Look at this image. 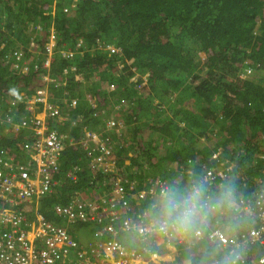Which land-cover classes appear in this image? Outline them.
Wrapping results in <instances>:
<instances>
[{"label":"trees","instance_id":"16d2710c","mask_svg":"<svg viewBox=\"0 0 264 264\" xmlns=\"http://www.w3.org/2000/svg\"><path fill=\"white\" fill-rule=\"evenodd\" d=\"M51 33L55 43L49 50ZM29 45L35 48L24 61L21 50ZM66 49L69 54L63 56ZM247 67L251 74L240 78ZM45 74L53 78L48 94L58 103L61 123L49 119V127L67 139L78 140L87 127L100 131L109 119L123 121L126 134L101 133L115 141L108 158L118 171L147 164L168 184L210 171L213 190L225 179L243 194L264 188V0H0V116L4 109L11 119H0V162L3 153L17 161L26 155L20 146L30 142L25 138L33 131L21 125L11 137L16 129L6 127L12 121L21 124L15 107L23 118L31 114V122L36 120L22 103L39 106L38 117L44 116L39 89L46 87ZM81 149L74 142L64 147L60 190L38 199L46 218L59 224L50 207L76 189L87 197L94 188ZM74 166L79 167L76 182L66 175ZM125 184L121 178L120 185ZM18 203L8 204L0 192V208L20 211ZM219 220L223 228L226 221ZM148 234L151 250L162 246L155 243L159 234ZM195 248L198 258L203 248ZM179 254L177 264H184L186 249Z\"/></svg>","mask_w":264,"mask_h":264},{"label":"clouds","instance_id":"9594fccd","mask_svg":"<svg viewBox=\"0 0 264 264\" xmlns=\"http://www.w3.org/2000/svg\"><path fill=\"white\" fill-rule=\"evenodd\" d=\"M55 3L54 1V4H52L53 11L55 10ZM34 48V45L22 48L21 53L23 58L21 57V59L26 61L25 56L30 51H33ZM44 56V65L48 66L50 59H48V55L45 54ZM248 69L250 68H245L238 76L240 78L249 76L251 69L247 72ZM42 78L46 87L39 89V94L42 96L43 100L41 102L46 108L44 116L38 117L39 114L43 113L42 108L39 106L22 103L24 105V112L28 113L32 109V116L37 117L36 120L31 122V114H27L23 118V111H18L15 107L12 108V111L20 113L21 124L18 121H12L11 126L8 124L6 127L16 129L12 132L10 131V135L15 131L16 133L21 132V130H17L21 128V125L27 127L28 131H33L31 135H25V140L30 137L31 143L27 142L23 146H20V149L24 150L26 155L21 156L22 160L20 161L13 160L12 156L11 158L5 153H1L2 158L15 166L19 164L27 165L29 161L32 166L35 165L34 157H36V151L33 149L34 143L36 140L44 138L49 132L54 131L61 139L62 149L56 155V168L51 172L50 190L54 193L60 190L61 179L57 178L59 168L61 167L60 155L64 147L70 142L77 143L82 148L81 150L85 151L88 167L93 174L88 183L93 185L94 188L90 189V194L87 197H85L84 191L76 189L68 195L64 203H56L50 207L52 212L61 218V224L47 219L46 215L41 212L38 199L42 196H47L44 192L42 194L37 193L19 202L20 212L26 217V222L28 221L27 223H29V227H27L28 237V228L31 229L33 227L32 232H34L38 219L43 218L56 228L64 229L66 233L73 226L77 228V225L93 224V233L100 237L97 240L83 243L79 237V231L76 236L72 233H67L77 244V247L70 249V251L77 250L82 252L83 256L92 264H108L110 261H116L114 257L108 254L110 249L107 247V243L113 241L124 247L126 252L135 253H133V260L131 261L139 260L147 262V264H154L155 260L151 259L150 256H148L149 260H145L142 256L146 250L153 252L149 248L147 238L148 233L152 234V232L161 235L166 242L173 243L175 246H185L187 258L184 264H264V232L262 231V227L264 226V210L258 212L254 203L257 197L261 193H264V188L248 191L246 194H243L242 192H237L234 184L225 179L213 190L207 173L205 176L194 174L187 183H170L162 186L147 209L148 219L142 221L139 218L141 217L140 214L137 213L138 217H134L136 215L131 210L133 206L132 201L135 202V197L139 194V190L137 191L138 193H134L128 200H117L118 195L130 193L134 189V184L120 185L121 177L119 176L120 173L116 164H109L108 155L114 148L115 141L111 140L108 135L103 137L101 133L103 130L118 131L109 127L114 125L115 120H107L105 127L100 131L87 127L88 129L84 130L78 140H72V137L67 139V135L64 132H60L55 127H49V119L57 122L58 103L52 102L48 94V83L52 82L53 78H50L46 74ZM18 98L23 97L16 96V99ZM33 99L34 95L29 96V102L32 103ZM48 106L55 108L57 113L52 115ZM7 110L10 109L7 108ZM3 111L5 116H0V119H4L6 122L10 121L11 119L7 111L4 109ZM62 118L64 121H68L70 125L75 124L74 119L70 118L69 115H64ZM24 119H27L28 122ZM116 123L119 124L118 121ZM117 124L116 128H122L121 125ZM35 133L39 135L38 139ZM11 137L13 136L11 135ZM145 165L147 166V164ZM115 169L118 174L115 173ZM78 170L79 167H72V171H67V177L72 178L76 182ZM97 171L102 172L104 176L97 177L95 174ZM72 174L74 177H72ZM153 174L159 178L162 177L160 173ZM162 180L165 181V179ZM154 185L155 183H151L147 189H142V191L146 195L151 196L155 191ZM143 192L142 194L144 195ZM253 194H256L254 200L251 198ZM79 206H81V211ZM56 207L68 209L78 215L82 213L80 218L72 221L64 215V212L59 213ZM9 213H15L9 206L0 208V235L3 232H8V223L2 220L1 217ZM29 215L31 216L30 218ZM220 218H224L226 221L223 228L217 224V222L220 223ZM124 221H127V225L124 224ZM108 226H111L112 230H109ZM139 227L143 228L140 229L142 232L138 230ZM123 230L134 233V237L131 232L128 236L134 238L135 244L120 237ZM252 231L260 232V236L258 233L255 238L252 235ZM30 236L31 238L29 239H32L33 233ZM195 245L203 248L198 258H196L193 252ZM204 247H207V249H204ZM105 252L108 254L107 256H104ZM155 253L153 252L152 255L155 256Z\"/></svg>","mask_w":264,"mask_h":264},{"label":"built area","instance_id":"2783aa9c","mask_svg":"<svg viewBox=\"0 0 264 264\" xmlns=\"http://www.w3.org/2000/svg\"><path fill=\"white\" fill-rule=\"evenodd\" d=\"M17 57H20V55ZM249 71L250 69L247 70V72ZM48 108L52 115L57 113L55 108L51 106H48ZM34 144L33 149L36 151L35 165L32 166L29 161L27 165L19 164L15 166L9 164L3 158L0 163V171L4 174L5 180H10L25 188L24 192H16L13 195L19 202L37 193L42 194L50 190L51 172L56 168V155L62 149L61 139L54 131L49 132L44 138L36 140ZM207 174L208 176L211 175L210 171ZM11 189L12 186L8 184L4 188L5 191ZM260 195H264V193ZM260 195L254 203L259 205L260 209H264ZM18 205L19 203L16 205L17 208ZM56 209L59 213L64 212V215L72 221L80 218L82 213L78 215L68 209L60 207H56ZM79 209L81 211V206H79ZM1 218L8 223V232H3L0 235V264H92L83 256L82 252L70 251V249H75L77 244L67 235L64 229L56 228L43 218L38 219L32 239H29L27 235L29 223L26 222V217L20 211L18 214L9 213ZM124 224L127 225V221H124ZM108 229L112 230V227L108 226ZM140 229L143 228L139 227L138 230L140 231ZM262 231L264 232V226ZM258 233L260 236V232L252 231L255 238ZM107 247L110 249L108 254L116 259V261H110L108 264H128L133 260L134 252H126L119 243L115 241L108 242ZM108 254L105 252L104 256ZM130 264H147V262L136 260L131 261Z\"/></svg>","mask_w":264,"mask_h":264},{"label":"crops","instance_id":"0c3cea01","mask_svg":"<svg viewBox=\"0 0 264 264\" xmlns=\"http://www.w3.org/2000/svg\"><path fill=\"white\" fill-rule=\"evenodd\" d=\"M94 98V97H92ZM91 98V100H92ZM128 163V161L126 162ZM109 164L110 165H115V163H113L112 161H110L109 159ZM112 169V166H111ZM120 173V177L123 179V182H125L126 184H134V189L138 191L139 190V194L135 197V202L132 201V207L131 210H133L137 217L138 214H140L141 220L142 221H146L148 219V207L149 205L152 203L155 195L157 194L158 190L164 186L167 185L168 183L164 180H162L161 178H159L158 176L154 175L151 171H148V167L144 164L141 168H138L136 166H130L128 169H123L121 168L119 170ZM117 176V175H116ZM151 183H155L154 188V194L149 196L146 195L142 189H147L148 186ZM142 192L144 193V195L142 194ZM147 202V204L145 205V202ZM138 213V214H137ZM31 216L29 215V218ZM33 228V227H32ZM32 228L29 229L28 228V232H29V238H31L30 235H32ZM77 229V230H76ZM71 233H78V231L80 232L79 235H82V242L83 243H88L89 241H94L95 239H99L100 237H98L94 232V225L93 224H87V225H77V228H75V226H73L71 228ZM130 232L128 231H124L121 232L120 237L127 240L128 242L135 244V240L133 237H129L128 234ZM155 243L156 245H162L159 248H154L152 251L155 253L153 256L151 251L146 250L145 253L142 254L143 258L145 260H149L148 256L151 257V259H154V264H177V261L179 259V253L182 249H184L185 246H175L173 245V243H169L166 242V240L164 238H162V236H156L155 239ZM194 247L195 250L197 249V247H201V246H197L195 245ZM185 262V261H184Z\"/></svg>","mask_w":264,"mask_h":264},{"label":"bare ground","instance_id":"6f19581e","mask_svg":"<svg viewBox=\"0 0 264 264\" xmlns=\"http://www.w3.org/2000/svg\"><path fill=\"white\" fill-rule=\"evenodd\" d=\"M63 52V56H65V54H69V50L66 49L65 51H62ZM41 96H39V100L41 101ZM1 163V162H0ZM0 173H2L0 171ZM10 185L12 186V189L10 191H5L4 188L6 185ZM0 190H1V196H3V198L5 199V201L10 204V203H14L15 201L17 202L18 199H16L15 197H13V195L16 193V192H24L25 191V188L24 187H21V186H18L16 185L15 183L11 182L10 180H5L4 178V174H0ZM10 207V206H9ZM15 213H19V210L15 209L14 207H10ZM21 213V212H20ZM68 234H70L71 232L70 231H67ZM131 261L128 263L130 264Z\"/></svg>","mask_w":264,"mask_h":264},{"label":"rangeland","instance_id":"374dc122","mask_svg":"<svg viewBox=\"0 0 264 264\" xmlns=\"http://www.w3.org/2000/svg\"><path fill=\"white\" fill-rule=\"evenodd\" d=\"M36 32H37V30H36ZM39 35V34H38ZM49 47H48V49L49 50H51L52 48H53V45H54V43H55V39H54V36L52 35V33H51V35H50V37H49ZM91 100V99H90ZM92 104L94 105L95 104V99L94 98H92ZM118 121V123L119 124H117L116 122ZM57 124H59V126L61 125V123L60 122H57ZM116 124L117 125H121L122 126V128H119V127H117L116 128ZM110 128H114V129H117L118 131H123L122 133H124V134H126L127 133V130L125 129V126L123 125V121L120 119V118H118L117 120H115V122H114V125H112V126H109ZM7 135H9L8 133H6V136ZM12 136H13V134H11ZM231 167V164H230V166H229V168ZM168 171V170H167ZM170 171V170H169ZM168 171V172H169ZM185 172H190V171H188V170H184ZM262 182H264V180L262 181ZM260 184V182H258V186H260L259 185ZM0 192H1V190H0Z\"/></svg>","mask_w":264,"mask_h":264}]
</instances>
